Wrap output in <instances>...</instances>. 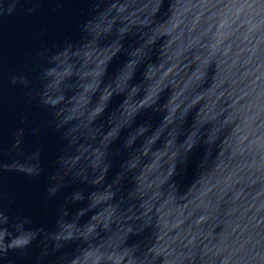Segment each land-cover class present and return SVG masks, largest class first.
Segmentation results:
<instances>
[{
  "label": "water",
  "instance_id": "water-1",
  "mask_svg": "<svg viewBox=\"0 0 264 264\" xmlns=\"http://www.w3.org/2000/svg\"><path fill=\"white\" fill-rule=\"evenodd\" d=\"M0 264H264V0H0Z\"/></svg>",
  "mask_w": 264,
  "mask_h": 264
}]
</instances>
